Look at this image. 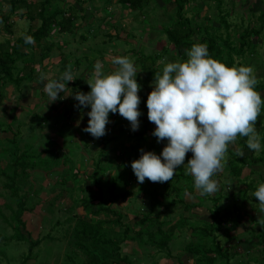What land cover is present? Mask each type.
<instances>
[{"label": "trees", "instance_id": "obj_1", "mask_svg": "<svg viewBox=\"0 0 264 264\" xmlns=\"http://www.w3.org/2000/svg\"><path fill=\"white\" fill-rule=\"evenodd\" d=\"M217 21L205 24V26H211L212 30L207 28L199 30L197 25L192 27L190 18L187 17V12L190 11V0H160L163 6L174 5L175 23H164L162 29L159 32H164L166 35L167 46H164L160 52H154L144 56L142 51H139L137 47L133 55L138 56L136 62L139 63L141 71L146 75L147 79L154 78V73L159 72L156 64L157 60H160V56L164 55L165 63L173 62L176 60H186L185 50L190 48L194 43H206L208 47L209 55L217 61L223 62L228 67H238L241 65H247L244 56H248V64H250L253 53H245V49L253 47L252 36L256 38L260 33H264V4L260 3L259 16L257 20L260 23L258 30L246 27L240 34L229 33L230 25L227 23L226 18L228 13H223L221 0H216ZM246 7L249 8L248 13L254 14L252 8V0H247ZM150 0H117V5L125 7L132 13L139 11L141 15L144 14V8ZM9 11L5 17L4 22L6 27H10L13 22H8L11 15L14 13L19 15V18L24 17L32 24L30 29L24 35H31L34 38V43L26 44L23 37L17 39L14 42V47L9 50H0V92L10 93L13 95L15 92L20 95L24 88L27 87V83L31 81L35 82V87H43L45 81L40 80V76L43 70V64L45 60H48L57 54L61 56L60 62L62 63L59 69V77L63 72L70 69H79V63L81 61H74L70 65L68 61L70 53H66V47H69V39L76 36L82 28V33L79 35L81 42L88 41L89 38H94L95 33L100 29L99 26L94 27L93 23H86L85 25H77V10L63 0H9ZM22 10L23 13H17L16 11ZM193 19V18H192ZM216 24V29L213 28ZM201 26V25H200ZM191 29H190V28ZM223 28L226 32L224 37L218 34V28ZM121 34V32L119 31ZM54 35V37L51 36ZM113 35L105 34V43H109L113 40L117 42L119 47L120 43H127L130 45L132 42L124 41L120 38L116 32ZM197 36L199 38L197 39ZM58 38V39H57ZM56 39V40H55ZM35 44V45H33ZM134 44V42H133ZM172 46L174 50L170 49ZM114 48L117 52V48ZM57 49L59 52L55 53L53 50ZM91 53H97L94 56L100 57V51L94 46H91ZM112 49V50H114ZM182 49V51H180ZM113 52V51H112ZM132 52V51H131ZM245 54V55H244ZM120 56L117 53L115 56ZM114 56V55H113ZM88 58L82 59L87 60ZM71 66V68L68 66ZM69 67V69H68ZM162 71V70H161ZM71 72V71H70ZM72 75L73 72H71ZM73 87L80 92H88L90 89L85 82L82 84L80 81L75 83V76H73ZM137 78V77H136ZM41 81L40 82H38ZM149 80H146L147 82ZM138 81V78H137ZM140 81H138L139 83ZM70 85L67 82L66 88L62 93L58 94L60 97ZM146 89L141 90L138 95L140 96L143 105L141 116L139 119V128L136 131L130 130V125L127 130H124V123L118 120L119 114H109V128L106 133H111L113 126L118 127V133L121 139L132 140V144L129 149L125 150L123 144L119 147L120 154L124 156L120 163L115 166L114 159L107 155V146L111 139L104 141L103 147L96 158L88 157V161H92V172L89 175V179L83 181L77 174L74 166H69L66 173H73L71 180L74 183V191H78V194L69 191L72 196V201L75 202L76 207H81L86 214L85 217L73 215L67 217L65 220L59 222L55 217L54 225H63L65 223L70 224L73 218H76L75 225L72 230V236L68 240L65 253H70L65 258L64 264H71L73 257L80 258L82 264H134V260H130L128 255L121 253V246L127 242L135 243L134 252H140L142 255H149L148 250L155 249L159 255L163 252L170 251V244L172 238L180 236L178 232L183 233L184 228L190 229L189 235H186L189 243L183 246L182 251L186 252L187 257L190 256L193 264H216L215 260L220 261L223 264H264V216L261 220H253L252 226H249L247 241L251 243V249L244 251L241 248L244 246V239L238 237L237 228L238 223L242 217L234 215L233 218L227 219V208L225 212H220L218 202L221 200L220 193H218L212 199L206 198L203 195L204 202L211 201V205H207L206 208L210 213L209 222H198L191 220L189 217L180 216L178 221L171 224V217L166 213L170 208L176 205L182 204L184 212H190V209L203 206V204H193L187 206L184 204L186 196L192 195L193 183L192 178L181 168H178V173L172 178L171 181L166 182H154L148 189L144 187V182L140 183L138 189L135 191L132 189H126L125 186L128 182H138L133 174L130 163L131 161L138 159L140 156L139 149L144 151H153L159 154L162 150L166 140L157 143L156 138L151 135L155 125L147 119V108L145 101L147 98ZM255 90L259 93H264V74L263 81L255 85ZM6 93V94H7ZM43 96V93H40ZM1 95V94H0ZM73 110L79 111L82 108L78 106L76 101ZM145 113V114H144ZM262 116H258L255 121V128L260 135L261 142L264 144V106L261 109ZM261 118V120H259ZM118 120V122H117ZM261 127L258 129V127ZM86 133V132H85ZM18 134L13 135L11 139H5V147L0 148V158L4 159L8 156L9 161H6L4 167H0V176L3 178L4 183L2 188L5 190L4 199L7 201V207L11 210L9 217H2L3 221L7 223L14 230V235L11 239L16 241H23L28 243L29 252L38 244L37 240L32 241L30 234L23 236L20 230L25 229V222L22 220V216L26 212L27 203L33 202L30 206H36L40 202L43 187L36 189L33 188L32 182L41 181L45 178L44 175H55L53 167L57 164V159H49V149L42 150L38 153L35 149V145L22 138H18ZM91 140L96 138L92 137L89 133H86ZM118 138V136L116 137ZM246 137L237 135L234 142L229 144L226 154V165L229 178H236L239 182L247 180L250 173L254 171L250 170L245 177H242L243 167H261L264 169V149H262V155L259 157H253V151L249 150L246 146ZM29 140V138H28ZM233 148L235 151L230 150ZM82 149V148H81ZM87 149V145L83 147V150ZM247 149V150H246ZM125 150V151H124ZM250 151L249 154L243 155V157H237L238 152ZM71 153V152H70ZM42 157V155H44ZM225 154V155H226ZM191 152L186 153L184 163L191 157ZM104 156V157H103ZM49 157V158H48ZM108 157V159H107ZM104 158H106L104 160ZM68 161L64 158L63 163ZM86 161V160H85ZM71 164V161H68ZM241 164V167H239ZM115 168V169H114ZM52 171V172H51ZM117 171V174L115 172ZM60 174V173H56ZM63 174V173H62ZM258 175V172H255ZM129 176V178L125 177ZM35 176V179L33 178ZM44 176V177H43ZM32 177V178H31ZM59 185L64 186L67 178L60 176ZM105 178L108 181H105ZM264 182V176L258 175L257 181H251L249 183H241L245 189L241 190L240 199L243 202H248V191H254L258 186L260 180ZM32 179V180H31ZM40 179V180H39ZM147 179V178H145ZM148 180V179H147ZM86 183L89 184L92 189L86 187ZM23 188H26L23 191ZM95 188V189H93ZM142 192L150 200V204L145 205L141 203L138 209L142 210L139 213V218L132 225L127 220H124V216L115 213L112 209V205L119 199L125 202V208H130V203H133L137 194ZM252 202H255L258 206L259 203L255 197L252 196ZM56 197L46 199L44 207L47 211L55 216L61 213L62 209L54 207ZM43 200V199H42ZM41 200V201H42ZM254 200V201H253ZM251 202V203H252ZM12 205L14 208H12ZM263 210L264 208L260 206ZM50 210V211H49ZM128 210V209H127ZM132 211V210H131ZM51 214V213H50ZM163 214L162 220L159 219ZM52 219L54 218L51 216ZM51 219V220H52ZM251 219V218H250ZM115 229V231H113ZM185 232V231H184ZM221 232L224 234L221 235ZM218 234L223 241L222 247L216 240H218ZM195 237V240L194 238ZM253 239L255 242H253ZM5 240V239H3ZM10 240V239H7ZM6 242V241H5ZM229 245V246H226ZM1 255V254H0ZM169 255V254H168ZM30 254L23 257V262L29 260ZM138 264H145L144 262L137 260ZM156 264V263H154ZM178 264H182L181 260H178Z\"/></svg>", "mask_w": 264, "mask_h": 264}, {"label": "rangeland", "instance_id": "obj_2", "mask_svg": "<svg viewBox=\"0 0 264 264\" xmlns=\"http://www.w3.org/2000/svg\"><path fill=\"white\" fill-rule=\"evenodd\" d=\"M63 1L64 3H67L68 7L72 6L77 10V25L81 26L86 23H93L94 27L99 26L98 29H100L97 33L93 31V34L95 33L94 38H91V36L89 40L85 42H81L79 38V35L82 33V28L76 36L69 39V47H66L67 49H65V52L70 53L68 59L70 65L74 63V61H81L79 63L78 70H69L73 72V76L76 78L75 83H77V81H80L81 84L85 82V85L88 86L87 83H90L94 78V65L98 60L103 62L102 72L108 73L114 71L115 66L112 64V57L117 53L120 56H128L132 59L139 71L137 73V78L138 81H140L139 84L141 85V90L146 89V93H149L152 90L151 82L154 78L150 80L146 78L145 73L140 69L139 63L136 62L138 56L133 55V50L134 53L137 54L135 51V48L137 47V49L142 51L143 55L146 56L154 54V52H160L164 46L168 45L165 33L159 31L162 29L161 27H163L164 23H171L172 19H175L174 5L171 4L169 6H163L160 0H150L147 6L143 9L144 14L142 16L139 11L132 13L125 7L117 5V0ZM190 1H192V6H190V11L187 12V17L192 21L190 26L194 27L197 25L199 30L205 28L212 30L211 26H205V24L217 21L218 13L217 10H215L217 1ZM252 2L253 3L251 5L254 14L250 16L247 10L249 7H246V4L248 3L247 0H221V9L223 13L229 14L226 20L230 25L229 33L231 35H233V33L240 34V32L246 27H250L255 30L259 29L260 23L257 20V17L259 16L260 3L264 4V0H252ZM8 3L9 0H0V50H9L13 48L14 42L17 39L22 38L32 25L28 19H25L24 17L19 18V15L14 13L8 21L10 23L13 22V24L10 27H6V22H4V20L9 11ZM16 12L23 13L22 10H18ZM174 23L175 20H173L171 24L174 25ZM213 28L216 29V24H214ZM115 32L119 34L120 38L123 40L125 39L124 41H130L132 43L130 45H127L126 42L121 44L119 40L118 44H120V46L118 47L116 44L117 42L113 41L114 38L109 43L103 42L107 39L105 34L113 35L114 37ZM218 34L224 37L226 32L220 27L218 28ZM51 36L54 37L52 34ZM198 38L199 36H197V39ZM252 40L253 47L245 49V53H253L254 55L251 57L250 64L247 62L248 56H244L247 63L245 66H250L254 70L258 83H261L263 81L264 74V33H260L257 38L252 36ZM91 46L99 49L100 57H95L94 55L97 53L90 52ZM116 47H118L117 52L114 49ZM169 47L174 50L172 46ZM180 51H182V49H180ZM53 52L57 53L59 51L55 49ZM160 57V60H157L155 65L158 70L161 71L167 59H165L164 55H161ZM85 58L88 59L83 61L82 59ZM60 59L61 56L57 54L56 56L44 61L41 76H44L45 83L47 80L59 78V69L62 65ZM69 67L71 68V66ZM146 80L149 81L147 82ZM35 82L37 81L27 83V87L24 88L20 95H18L15 90L13 95L7 93V91V94L4 93V91L0 92V148L5 147V139H11L13 135L19 133L18 138L32 142L38 153H41L42 150L49 149L48 152L50 158H48L50 160L57 159L58 162L52 170L55 175L47 174L44 175L45 178H42L41 181H36V183L35 181L32 182L33 188L36 189V187H43L44 192H42L41 196V200H43H40L39 204L37 203L36 206L30 208V206L34 204L31 202L32 200L27 203L26 212L22 216V220L25 222L26 230H20L21 234L25 237L27 234H30L29 237H31L32 241H38V244L31 252L28 250V243L11 239L15 232L11 226L5 223L2 219V217H9L11 210L7 207L8 200L4 199L6 193L2 188L4 180L0 176V264H64L65 258L68 254H70L65 253V250L69 249L67 244L73 234L72 230L75 225L76 218H73L70 224L65 223L63 225H54L56 222L55 217H57L58 221L61 222L67 217H72L73 215L82 217L86 216L83 209L81 207H76L75 202L71 199L72 195L69 194V191H72V193L75 192V188L73 187L74 183L71 180L73 173L68 174L65 171L69 166H74L80 178L83 181L86 179L88 180L89 175L92 172V161H88V157L91 156V159L96 158L97 153L101 151L106 139H111L108 145H106L107 151H109L107 152V155L114 159L115 166H117L120 163V160L124 158L123 154H120L121 152L119 151V147L123 144V147L127 150L133 143L132 140L121 139L117 130L118 127L116 126H113L111 133H106L94 140L90 139V137L83 131V129L87 126L88 120L85 113L90 109L82 108L79 111L72 109L76 103L74 93L77 91L75 90L77 84L73 87V81H69L70 85H68L65 92L56 101L51 103H48V97L44 92V86L37 88L34 86ZM38 82L41 83L39 80ZM40 93H43V96H41ZM260 94L262 98H264V93ZM139 109L142 111L143 105H140ZM260 116H262V113ZM121 119L124 123V130H127L129 128V122L119 115L118 120ZM259 120H261V118H259ZM108 128L109 124L106 125V131ZM260 128L261 127L259 126L258 129ZM117 136L118 138H116ZM85 145H87V149L83 150ZM230 150L235 151L233 148ZM252 151L253 157H260L263 154L262 150L260 152H256L254 150ZM242 152L243 155L250 153L249 150ZM227 155L228 154L225 155L224 160L222 161V163H226V165ZM243 155H237V157H243ZM44 156L45 154L42 155V157ZM64 158L71 161V164H69L68 161L64 164ZM105 159L106 158H104V160ZM6 161H9L8 156H5L4 159L0 158V167H4ZM226 165H223L222 169L211 177V179L216 180L219 190L205 196L206 198L208 197L209 199H212L220 193L221 200L217 204L221 209L220 212H225V208H227L226 212L228 220L233 218L234 215L242 217L238 223L237 233L239 238L243 237L242 239H244V246L241 248V251L242 249L247 251L248 249H251V243L246 242L248 232L250 231L249 226H252L253 220L259 221L264 215L260 206H258L255 202H252V191L249 190L247 193L249 199L248 202H243L240 199L241 190L245 189L241 183H249L252 180L257 181L258 175L260 177L264 176V169L261 167L244 166L242 171L243 178L248 174V172L250 173V170H253L254 173H250L247 180L239 182L235 177L229 178V173L226 171ZM239 167H241V164H239ZM178 168L185 171L186 165ZM178 168L176 169L175 174L178 173ZM255 172H258V175L255 174ZM64 174L67 181L65 185L62 186L59 185V180H61L60 176L64 177ZM115 174H117V171ZM125 177H127V175H125ZM189 177L191 176L189 175ZM33 178L35 179V176H33ZM127 178H129V176ZM105 181L107 182L108 179L105 178ZM191 181L193 183V180ZM261 182L262 178L259 183ZM153 183L154 182L145 179L144 187H148V189H150ZM139 185V182L131 181L128 182L125 188L135 191L138 189ZM86 187L92 189L88 183H86ZM25 190L26 188H23V191ZM75 193L78 194V191ZM74 196L77 195L74 194ZM51 197H56L55 202H53L54 207L57 206L62 209L61 213L56 216L49 210L50 214L47 211L48 209L44 207L46 199ZM125 202L126 201H123L122 199L117 200L112 205V209L115 213L123 215L124 220L130 222L131 225L139 218L138 215L142 210H139L138 207L141 203H144L147 207L150 204V200L144 196L142 192H139L133 203H130V208H125ZM197 203L203 204V206L190 209V212L188 213L183 211L182 204H178L166 211V213H168L171 217V224L178 221L180 216L186 215L191 220L209 222L210 213L206 206H210L211 201L208 200V202L205 203L203 195H201L200 192L193 187L192 195L185 197L184 204L192 206ZM12 208H14L13 205ZM51 216L54 218L52 219ZM162 218L163 214L160 215L159 219L162 220ZM184 229L185 232L183 231V233H177L180 234V236L172 238L170 251L168 253L163 252L158 255L155 249H150L148 250L149 255H147L145 260L146 255H142L140 252L135 253L133 250L135 243L131 242H127L121 246V253L128 255L130 260H134V264H138L137 260L139 259L145 264H178V260H181L182 264H193L190 256L187 257L186 252L182 251L183 246L189 243L186 235L191 233L188 227ZM113 231H115V229H113ZM223 233L221 232L222 236L224 235ZM217 236L218 240L216 241L222 247H225L222 245L223 241L221 240L220 234ZM193 238L195 240V237ZM253 242H255L254 239ZM29 254V260L23 262V257ZM70 263L82 264L80 258L78 257H73V261ZM215 263L223 264L220 261H217V259L215 260Z\"/></svg>", "mask_w": 264, "mask_h": 264}, {"label": "clouds", "instance_id": "obj_3", "mask_svg": "<svg viewBox=\"0 0 264 264\" xmlns=\"http://www.w3.org/2000/svg\"><path fill=\"white\" fill-rule=\"evenodd\" d=\"M23 39L26 44L34 43L31 35ZM185 52L186 60L164 63L162 71L153 74L152 90L145 101L147 119L155 125L151 135L157 143H166L159 154L139 149L140 156L130 167L137 181L143 183L145 178L171 181L176 169L186 165L193 187L207 195L219 190L211 177L222 169L229 144L237 135L247 138L249 150L264 149L255 128L264 98L255 90L258 81L250 66H226L209 55L206 43H194ZM102 63L98 60L94 65V78L87 83L90 90L74 93L78 106L90 109L85 113L88 120L83 131L94 138L105 135L110 113L125 118L130 130H138L142 113L136 65L128 56H113L114 71L104 73ZM73 80L68 70L58 79L47 80L44 92L48 103L56 101L67 82ZM188 152L192 155L184 164ZM252 196L264 208V182Z\"/></svg>", "mask_w": 264, "mask_h": 264}, {"label": "crops", "instance_id": "obj_4", "mask_svg": "<svg viewBox=\"0 0 264 264\" xmlns=\"http://www.w3.org/2000/svg\"><path fill=\"white\" fill-rule=\"evenodd\" d=\"M7 16V15H6Z\"/></svg>", "mask_w": 264, "mask_h": 264}]
</instances>
